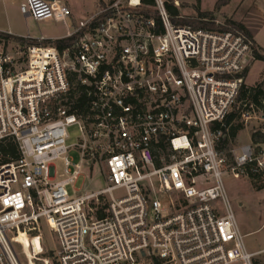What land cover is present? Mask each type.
<instances>
[{"label": "built area", "instance_id": "2783aa9c", "mask_svg": "<svg viewBox=\"0 0 264 264\" xmlns=\"http://www.w3.org/2000/svg\"><path fill=\"white\" fill-rule=\"evenodd\" d=\"M165 2L108 0L73 19L61 0H18L22 15L64 33L0 36V142L18 152L0 163V264H22L7 230L30 223L31 235L38 219L55 236L56 264H254L223 179L264 190V139L229 159L217 147L252 41L175 24ZM72 125L78 163L65 144ZM94 167L104 186L70 196L66 186Z\"/></svg>", "mask_w": 264, "mask_h": 264}, {"label": "rangeland", "instance_id": "374dc122", "mask_svg": "<svg viewBox=\"0 0 264 264\" xmlns=\"http://www.w3.org/2000/svg\"><path fill=\"white\" fill-rule=\"evenodd\" d=\"M70 1L78 6L80 12H83L82 6H88V10H94V0ZM178 1L180 5L177 8L178 14H182L183 17L192 18L200 12L209 11L219 23L224 21L222 14L214 9L215 0ZM223 11L225 13L234 11V17L243 18L244 21L247 20L251 24L250 29L254 41L264 53V0H231ZM181 25L193 26L190 23ZM0 27H10L15 33H29L31 36L36 37L39 35L56 37L64 33V26L61 23L52 20L35 22L30 17L22 15L15 0H0ZM244 84L251 90L246 93L244 100L236 98L230 109V111L234 110L240 114L230 122L229 127L238 126L239 129L233 136L228 135L226 141H220L219 143V150L228 159L230 158L228 156L229 149L238 150L242 144L251 141L250 137L253 133H264V61L252 60L250 62ZM241 113L248 114L249 118L244 120ZM66 131L65 144L70 147L68 158L71 163H78L80 156L72 145L77 142L80 134L79 129L76 125H72L67 127ZM55 166L57 172L60 173L62 169L61 161L56 160ZM223 185L247 250L254 253L255 263L264 264V190H260L244 177L234 178L231 175L224 177ZM103 186L104 178L98 169L95 167L92 170L84 168L81 175L66 186V190L70 196H74L77 193L97 190ZM120 193L121 191H115L114 194L118 195ZM178 197V194L173 193L168 199L177 203ZM100 205H102V202ZM212 206L220 214L225 213L221 199L213 201ZM92 209L95 210L94 207ZM38 224L39 230H32L31 235L26 236L23 232L27 227H31L30 223L27 226L20 225L18 228L11 227L7 230V235L12 239L14 238L12 244L22 264H56L53 254L56 247L55 236L42 219H38ZM33 236H39L40 243L38 238H34L31 242L30 238ZM41 248L42 252L39 254L32 252V250L39 251Z\"/></svg>", "mask_w": 264, "mask_h": 264}, {"label": "trees", "instance_id": "16d2710c", "mask_svg": "<svg viewBox=\"0 0 264 264\" xmlns=\"http://www.w3.org/2000/svg\"><path fill=\"white\" fill-rule=\"evenodd\" d=\"M149 3L151 0H147ZM230 0H215L214 9L219 10L222 6L227 4ZM103 1H99L97 7H100L103 5ZM166 9L170 15L171 21L175 24H186L190 23L193 24L192 28H206L211 30H218V31H225V30H237L242 32L244 35H246L251 41H252V52L254 56V60H261L264 61V53L263 50L255 43V41L252 38V35L250 34L249 30L240 22H236L230 18H224V21L222 23L217 22L214 17H212L211 12L205 11L200 12L196 17L187 18L183 16H179L178 9L174 5L173 0H166L165 2ZM96 7V8H97ZM147 12H153L150 9H147ZM0 36H4L7 39H12L15 41H19L20 43L27 41L28 43H34L36 42L35 39H24L18 35H9L4 32H0ZM70 41V39H64L60 38L54 41V44L58 47H62L64 44H67ZM261 50V51H260ZM248 69L245 70L244 76L246 75ZM251 89L247 87L245 84L242 85L239 94L237 96L238 99L244 100V96L247 92H249ZM239 112L236 111H230L227 116L224 119V126L220 127L222 129V137L219 138L217 147H219L220 141H226L227 136L231 135L233 136L236 131L239 129L238 126H230V122L237 116H239ZM218 126V125H217ZM252 141H258L264 139V134L262 133H253L251 135ZM18 156V152L16 149V145L12 141H5L0 142V163H3L8 160V158H16ZM228 156L230 157V154L228 153ZM158 262V260H156ZM254 264L255 263L254 261Z\"/></svg>", "mask_w": 264, "mask_h": 264}, {"label": "crops", "instance_id": "0c3cea01", "mask_svg": "<svg viewBox=\"0 0 264 264\" xmlns=\"http://www.w3.org/2000/svg\"><path fill=\"white\" fill-rule=\"evenodd\" d=\"M61 1H63V2H65L67 5H68V7H69V9H70V11H71V16H72V18L73 19H77V18H82V16L84 17V16H87V15H89V14H91L95 9H96V7H97V5H98V2L99 1H103V2H105V1H108V0H94L93 2H95V5H94V10L93 11H91V10H88V6H82L81 7V9L83 10V12H80L79 10V8H78V6H76V5H74L70 0H61ZM174 1H176L177 3L179 2L178 0H174ZM231 1V0H230ZM229 1V2H230ZM229 2L227 3V4H225L224 6H222L219 10H218V12L219 13H221L222 14V16H223V19L224 18H230V19H232V20H234V21H236V22H240V23H242L248 30H249V32H250V34H252V32H251V29H250V26H251V24L247 21V20H243V18H239V17H234V15H233V13H234V11L233 12H227V13H225L224 11H223V9H224V7H226L228 4H229ZM15 3H17L18 4V0H15ZM177 8L178 7H180V5H179V3H178V6H176ZM232 13V14H231ZM79 15H82V16H79ZM184 15H186V14H184ZM179 16H182V14H180L179 13ZM216 20V19H215ZM217 21V20H216ZM218 22V21H217ZM8 28V27H7ZM7 28H4V27H0V31H4V32H10V33H12V34H15V35H19V36H23V35H27V34H29V33H26V34H24V33H21V34H19V33H15V32H13V30L9 27L8 29ZM30 35V34H29ZM63 35V34H62ZM62 35H60V36H56V37H61ZM31 36V35H30ZM32 37H36V36H32ZM252 38H253V40H255L254 39V37H253V34H252ZM256 42V41H255ZM257 44V43H256ZM258 45V44H257ZM259 46V45H258ZM260 47V46H259Z\"/></svg>", "mask_w": 264, "mask_h": 264}, {"label": "bare ground", "instance_id": "6f19581e", "mask_svg": "<svg viewBox=\"0 0 264 264\" xmlns=\"http://www.w3.org/2000/svg\"><path fill=\"white\" fill-rule=\"evenodd\" d=\"M12 240L14 241V238Z\"/></svg>", "mask_w": 264, "mask_h": 264}]
</instances>
